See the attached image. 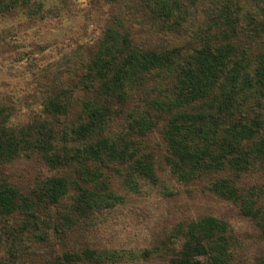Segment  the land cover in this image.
Returning <instances> with one entry per match:
<instances>
[{
	"label": "trees",
	"instance_id": "1",
	"mask_svg": "<svg viewBox=\"0 0 264 264\" xmlns=\"http://www.w3.org/2000/svg\"><path fill=\"white\" fill-rule=\"evenodd\" d=\"M33 2L0 0V15L24 10L41 16V5ZM113 3L115 14L98 45L79 63L80 73L69 74L66 87L44 95L39 120L14 127L12 109L0 103V221L8 223L19 210L45 232L32 235V224L26 222L11 227L0 241V264H23L25 238L43 243L123 204L124 198L109 188L104 168L118 166L125 189L133 193L142 181L156 183L153 156L134 137L149 135L163 122L166 158L178 181L204 178L212 195L233 202L264 236L258 186L243 183L254 166L264 170V0ZM187 25L192 26L191 48L185 54L182 48H145L134 41L135 28L173 35ZM153 72L166 74V94L158 92L146 105L125 112ZM77 91L84 94L81 102L73 98ZM75 105L79 112L68 122ZM120 120L121 135L110 136V125ZM31 154L59 175L22 193L3 177L2 168ZM63 201L70 204L54 222L36 220L42 210ZM227 232L223 221L209 216L190 223L172 263L202 264L205 257L209 264H229ZM135 257L85 247L58 255L50 264H115Z\"/></svg>",
	"mask_w": 264,
	"mask_h": 264
},
{
	"label": "rangeland",
	"instance_id": "2",
	"mask_svg": "<svg viewBox=\"0 0 264 264\" xmlns=\"http://www.w3.org/2000/svg\"><path fill=\"white\" fill-rule=\"evenodd\" d=\"M33 1L36 6L41 5V16H29L24 10L0 15V103L12 109L10 125L14 127L42 117L44 95L66 87L69 74L80 73L79 63L87 51L98 45L116 11L113 0ZM191 29L187 25L172 35L139 27L135 28L134 41L145 48H182L185 54L191 48ZM168 88L166 74L151 73L144 89L135 93L125 112L146 105L147 99L157 98L158 92L166 94ZM73 98L81 102L84 94L74 92ZM77 105L68 122L76 119ZM163 123L145 137H134L144 153L153 156L157 182L142 181L139 192L133 193L125 189L118 166L104 168L109 188L124 198L123 204L95 213L90 220L83 219L64 233H49L52 237L43 243H36L33 238L26 242L25 238L23 244L28 247L23 264H50L58 255L78 253L85 247L136 256L115 264H173L187 226L207 216L227 225L229 264H264V236L255 220L242 216L233 202L212 195L204 178L183 183L173 175L166 158ZM110 130L112 137L121 135V120L112 123ZM2 170L3 177L22 193H29L45 178L59 175L38 154L22 155ZM243 183L246 187L258 186L257 196L264 205V170L254 166ZM70 201L42 210L36 220L54 222ZM30 220L18 210L8 218V223L0 221V241L4 243L11 227H20L23 222L32 224ZM30 230L36 236L45 233L40 225L32 224ZM201 260L202 264H209L205 257Z\"/></svg>",
	"mask_w": 264,
	"mask_h": 264
}]
</instances>
